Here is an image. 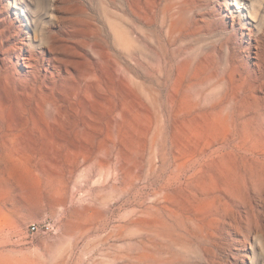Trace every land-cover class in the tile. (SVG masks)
Listing matches in <instances>:
<instances>
[{
    "label": "rangeland",
    "instance_id": "1",
    "mask_svg": "<svg viewBox=\"0 0 264 264\" xmlns=\"http://www.w3.org/2000/svg\"><path fill=\"white\" fill-rule=\"evenodd\" d=\"M0 264H264V0H0Z\"/></svg>",
    "mask_w": 264,
    "mask_h": 264
},
{
    "label": "built area",
    "instance_id": "2",
    "mask_svg": "<svg viewBox=\"0 0 264 264\" xmlns=\"http://www.w3.org/2000/svg\"><path fill=\"white\" fill-rule=\"evenodd\" d=\"M30 230L33 233L43 231V232H54L55 231V223L46 222L42 226L38 225L37 223H32L30 226Z\"/></svg>",
    "mask_w": 264,
    "mask_h": 264
},
{
    "label": "bare ground",
    "instance_id": "3",
    "mask_svg": "<svg viewBox=\"0 0 264 264\" xmlns=\"http://www.w3.org/2000/svg\"><path fill=\"white\" fill-rule=\"evenodd\" d=\"M147 256H149V255H147ZM147 258V257H146ZM148 259V258H147Z\"/></svg>",
    "mask_w": 264,
    "mask_h": 264
}]
</instances>
